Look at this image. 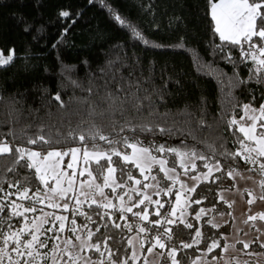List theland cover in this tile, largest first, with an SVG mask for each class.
Here are the masks:
<instances>
[{
    "label": "trees",
    "instance_id": "obj_1",
    "mask_svg": "<svg viewBox=\"0 0 264 264\" xmlns=\"http://www.w3.org/2000/svg\"><path fill=\"white\" fill-rule=\"evenodd\" d=\"M210 10L209 0H0V53L5 57L13 54L9 64L0 65V143L10 149L0 154V247L3 234L26 229L45 211L53 215L46 216L48 223L41 228L40 239L47 247L39 251L49 259H37L36 264L50 263L57 243L54 237L61 233L55 217L61 215L68 217L63 235L73 219L79 228L87 225L93 233L89 241L99 244L100 252L92 249V257L116 262L127 258L129 235L142 223L134 214L123 215L117 201L119 195L124 203L128 196L135 201L140 197L130 190L134 180L141 181L139 189L144 187L138 168L113 156L116 180L125 185L115 191V207L103 212L97 205L78 207L68 203L69 210L65 211L48 207L46 199L44 203L33 202L36 193L45 196V186L35 168L27 167V157L21 160L16 152L24 148L43 155L50 150L78 147L108 153L114 148L126 153V138L129 143L150 148L152 156L165 158L178 171H183L180 157L155 149L163 146L189 155L195 153L196 167L189 168V174L205 170L206 162H219L221 171L213 172L196 185L195 192L184 195L190 198L187 223L168 224L163 220L176 190L171 180L158 173L164 187L172 188L173 194L162 191L157 196L165 205L159 209V216L152 212L158 206L149 205L143 235L148 241L155 234L166 236L164 249L177 248L178 264H191L214 241L219 246L208 253L220 251L221 229L210 223V216H203L198 224L195 214L201 209L210 210L212 215L227 211L219 195L221 189L231 187L227 175L230 168L253 173L252 166L240 157L232 158L231 154L241 151L239 141L250 146L251 142L244 140L238 124L231 125L230 121L242 115L246 104L264 105V68L253 59V55L259 59V51L250 49L249 42L234 45L220 39ZM64 11L68 17L61 16ZM116 16L125 24L121 25ZM253 42L264 47L259 37H253ZM101 135L115 143L101 140ZM30 140L37 142L32 144ZM200 156L207 159L201 160ZM107 166L106 159L91 164L100 181ZM129 173L134 180L128 179ZM25 189L29 199H19ZM15 204L22 207L14 209ZM24 208L35 211L12 214ZM74 208L85 215L73 214ZM87 216H91V222ZM158 220L162 221L160 225L155 223ZM49 228L54 231H45ZM165 228L171 231L165 232ZM31 230L29 227L21 235L22 241L31 239ZM197 230L201 232L199 237ZM184 244L192 246L184 248ZM14 247L9 242L6 251ZM238 247L243 245L239 243ZM11 255L23 264V257L15 252ZM4 261H8L7 256ZM158 264H172V260L163 257Z\"/></svg>",
    "mask_w": 264,
    "mask_h": 264
},
{
    "label": "snow or ice",
    "instance_id": "obj_2",
    "mask_svg": "<svg viewBox=\"0 0 264 264\" xmlns=\"http://www.w3.org/2000/svg\"><path fill=\"white\" fill-rule=\"evenodd\" d=\"M211 5V19L214 22V31L219 34V37L222 41H229L234 45H242V42H249V47L251 48H257L260 52L261 56H264V47H258L256 43L253 42V37H259V40L261 42H264V24L258 23L259 21H264V0H218V2H212V0H209ZM61 16L68 17L69 13L64 11L61 12ZM116 20L121 24L124 25L125 21L121 19V17L116 16ZM133 32L135 36L139 39H142L139 32H136L135 29H133ZM147 43V41H145ZM244 55H247L245 53ZM253 59L257 61V64L264 68V59H257L255 55H253ZM13 60V54H9L7 57L3 55V53H0V65H7ZM59 99V97H57ZM257 112V109H253L250 107V105H244V113L245 117L248 120H251L252 123L250 125H242L239 126L238 130L243 133L244 140L250 141L252 145L245 144L244 141H239L241 151H237L232 155L233 159H236L237 157H240L246 164L249 165H258L257 169H250L258 171V173L264 177V131H257L258 128H264V124H258V121H264V105H261L258 109L259 115H255L254 113ZM244 117H242L243 119ZM231 125H237L238 121L236 119H233L230 121ZM163 131V129H161ZM40 140H44L43 137H39ZM81 141L84 140L83 135L80 137ZM101 140H105L109 143H115L113 141H108V138L101 135ZM36 140H30L29 143L35 144ZM47 143L48 141H44ZM124 145L126 148L131 149V154L124 153L122 154L120 151L116 149H112L111 153L104 152V151H83V162L86 165L82 170L77 173L75 168L73 167L74 163L77 161L78 153L81 152V149L79 148H72L69 150V152H57V151H51L48 152L46 155H41L39 152L30 151L24 148H17L16 152L19 153L20 159H24L25 156H27V159L30 161V163L27 165L29 168H35V172L37 174V178L40 180L41 184L45 186V196L43 198L40 197L39 193H36V199L33 201L34 203H44V200L46 199L48 201L47 206L53 209L62 208L63 210L67 211L69 210V204H59L56 202V198L58 197L60 200H64L67 196V194L70 191H74V185L76 183V180L74 179L77 174L79 176H84L85 173H87V176L89 179L87 181H83L80 184V193L79 195L85 196L86 199L90 198L93 195V189H95V194L104 195L103 189L107 187H111L112 191L115 192L117 188L124 187L125 185L119 184L116 182V179L114 177V173L117 171L115 167L112 166V157L113 156H119L124 162L133 164L136 168L139 169L141 175H144V179L147 180L149 178L148 175L145 173H150L152 165L154 163H157L160 165V171L164 173L165 178L171 179L172 184L175 185L177 183L180 184V190L175 192V204L172 206L171 209V215L175 216L177 211H180L181 217L185 214L186 207L190 206L188 204V199L185 198L182 200V196H184L185 192H195V187H189L188 185L182 183L179 181L178 178H173L169 176V172H172L173 169H169L165 167L166 161L164 160H157L155 156L151 155L150 148L144 147L137 143H129L127 139L124 140ZM156 151L160 153H164L165 151L172 152L178 157H180L181 161L185 157H188V153H181L179 150L175 148H169L165 149L163 146L158 147L155 149ZM10 152V149L7 145H0V153H7ZM71 154L72 162L68 164V168H72L73 171L71 175H69L66 172L59 171L60 168V161L63 160L64 156H67ZM192 157H195V153H191ZM55 158H59V160H56ZM107 160L108 166L106 168V175H103V185L95 183L96 177L93 176L92 171L89 170L87 165L89 164V161L94 160L97 164L100 163L101 160ZM199 159L206 160L207 158L204 156H200ZM182 167H185L187 170V166L183 163L181 164ZM192 169L195 170V164H192ZM204 167L208 169V172L204 174V179L207 180L209 176L214 171H221V166L219 162L216 164H210L205 163ZM227 175L229 178H234L236 175H239V172L235 168H230L228 170ZM193 180H197L198 177H191ZM54 180L55 184L49 187V180ZM129 180H134V177L129 173L128 175ZM152 180H156L155 176L151 177ZM65 180L67 181V187H64ZM134 183L139 185L141 184L140 180H134ZM87 187L90 191L85 193L83 192V189ZM151 185L145 184L144 188H149ZM260 187L262 190H264V180L260 181ZM133 192H136L137 195H142V199H140L138 202H136L133 206H128L124 203V197L120 196L119 199L121 201V212H129L131 213L133 210V207L139 208L140 205L145 204V201H147L149 204H155L157 205V210L154 213L155 215L159 216L160 211L159 209L164 208V204L161 203L159 200H152V197L146 193H141L137 189L133 188ZM51 193L49 195L48 193ZM159 195V193H156ZM165 195L173 194L172 188H168L164 191ZM127 195V193H125ZM19 199H29L28 197V189H25L24 191L20 192L18 195ZM76 204L80 205L84 203V201H81L79 199V196H76ZM107 199V197H105ZM128 199L131 200L132 197L128 196ZM261 199H264V195H262ZM195 203L199 204L201 203L200 200L194 201ZM249 204L253 203L252 200L248 201ZM91 204H96L97 207H102L105 209L113 208L115 207L112 202L109 200L108 203L100 204L96 200L92 199ZM91 206V205H90ZM22 205L15 204L13 205L14 209L21 208ZM0 211H3V206H0ZM35 211L34 208H24L23 212L19 211H13V215L21 216L24 214V212H33ZM73 214H76L79 212L80 215H85L82 211L79 210V208L72 209ZM204 213V209L200 210V213L197 214L196 219L200 218V215ZM45 216H52L53 213H45ZM107 215V213H105ZM134 215L139 216V218L143 221H147L149 217V212L147 207L142 210V212L135 213ZM90 222L92 220L91 216L86 217ZM111 218V217H109ZM261 220H264V215H261L259 217ZM40 220V223H36L35 221L31 225V231L28 232L29 235H31V239L28 241H22L21 235L25 232V229H20L19 231L12 232L9 231V233L3 234L4 240H3V247H0V264H4V257L7 256L8 258V264H21L20 260H13L11 252H15L17 256L23 257V264H36V260H48L49 257L47 254H42L39 249L47 247L46 241H43L40 239V233L41 228L44 223H48L47 220H42L41 218H37ZM123 219V216L121 217ZM251 220L257 219L256 216L249 217ZM56 221H59V231L63 232L65 230V221L68 220V217L66 216H56ZM181 223H185L183 219L180 220ZM156 225H160L162 221H156ZM166 223L172 224L174 223L173 220H167ZM211 223V222H210ZM72 225H76V221L73 219L71 221ZM116 228H119V224L113 225ZM186 227L191 228V224H185ZM215 226V225H213ZM84 228H87V225L83 226ZM131 227L130 225L128 226ZM45 231H54L53 228L46 229ZM72 231L73 235H75L76 240L81 241L79 245V250L83 251L85 248H88L90 250L94 249L97 252H100V245L99 244H87L85 241L81 239L79 235H76L78 228L74 227L70 229ZM99 231V229H97ZM147 229L144 227H139L138 232L143 233L146 232ZM165 232H170L171 230L168 228H165ZM93 233L91 231L88 232V238L91 239ZM196 236H201V232L199 230L196 231ZM56 240H59L60 237L57 235L54 237ZM171 239V236L168 237ZM9 242H12L15 244V247L11 249V251H6L9 247ZM129 245L132 244V240L128 241ZM37 245L39 248H37ZM159 246L161 249L165 248V244L161 242L160 237H155V244L152 247H149L147 251L151 253L153 251V248ZM191 244H184V248L191 247ZM217 242H213L212 245L209 247V251H212L214 248L218 247ZM261 247H264V243L260 245ZM249 247L248 243H244V248L247 249ZM77 245L70 239H66L63 242V247L61 248L60 244H55L52 249V256H51V262L52 264H80V255L79 252L76 251ZM101 256H103V253H100ZM111 255V253H110ZM168 255L172 257V264H178V261L175 259L176 251L175 249L170 250ZM63 257H67V260H64ZM131 259L135 261L136 255L135 252H133ZM86 264H103V261L99 262H92L90 261V258L86 260ZM124 264H127V261H124Z\"/></svg>",
    "mask_w": 264,
    "mask_h": 264
},
{
    "label": "rangeland",
    "instance_id": "obj_3",
    "mask_svg": "<svg viewBox=\"0 0 264 264\" xmlns=\"http://www.w3.org/2000/svg\"><path fill=\"white\" fill-rule=\"evenodd\" d=\"M218 2V1H217ZM211 12V10H210ZM258 58L262 59L260 52H258ZM249 105V104H247ZM251 108L256 109L254 106L250 105ZM260 108V107H259ZM255 115H258L259 113L256 112L254 113ZM242 117H244L242 119ZM238 121V127L242 125H250L252 123L251 120H248L245 117V113L243 110L242 115L236 119ZM259 124V123H258ZM0 145H7L4 143H0ZM8 146V145H7ZM254 146V145H251ZM73 148H78V147H73ZM72 149V148H71ZM80 149V148H79ZM70 149L66 151H60V150H50L51 151H57V152H69ZM85 150V149H84ZM81 149V152L78 153V158L77 161L74 163L73 167L79 173L80 170H82L86 165L83 162V151ZM90 151V150H88ZM36 152V151H34ZM48 152H46L43 155H46ZM92 152V151H90ZM127 154H131V149L129 152H126ZM2 154V153H0ZM124 154V153H122ZM42 155V156H43ZM27 157V156H26ZM56 160H59V158H55ZM157 160H164L166 161L165 167L169 169H173L172 172H169V176L173 178H178L179 181L182 183L188 185L189 187H196L198 183L201 181L205 180L204 179V174L208 172V169L206 168L203 171H200L195 174H189L188 169L192 168V164L195 163V158L189 155L188 157H185L183 161L179 158V163L184 164L187 166V170L185 167H183V171H178L177 169L171 167L168 165L167 160L163 157H156ZM95 162L94 160L89 161V164L87 167L89 168L90 171L91 169V164ZM73 163L72 162V157L71 154L64 156L63 160L60 161V168L59 171L66 172L69 175H71L73 169L68 168V164ZM216 164V163H214ZM213 164V165H214ZM251 169H257L258 165H251ZM154 168H157L159 172L165 177L164 173L160 171V165L157 163H154L151 168L150 173H145L146 175L149 176L147 180H145V184L151 185L149 188H143L140 192L146 193L152 197V194H154L156 191H165L166 187L165 184L160 180V177L158 174L153 172L152 170ZM252 172H243V171H238L239 175H236L234 178H230L229 182L231 184V187L223 188L220 190V198L224 202L227 211L226 212H221L218 214L212 215L211 211L208 209H204V213L200 215L199 219L197 220V223L199 224V221L203 216H210V221L213 225H215L216 228L221 229L222 233V244L220 251L217 252V254H211L208 253V250H206L204 253H201L198 255L191 264H264V247H261L260 245L264 243V220H261L259 217L261 215H264V199H261L262 195H264V190L260 187V181L264 180V177H262L258 171L252 170ZM215 172V171H214ZM93 173V171H92ZM106 171L105 174L106 175ZM93 176L95 174L93 173ZM155 176L156 180H152L151 177ZM191 177H198L197 180H193ZM210 177V176H209ZM76 180V183L74 185V191H70L64 201L66 203H69L74 206H83V205H96V204H91V200L94 199L100 204L108 203L110 200L112 204L115 201L116 193L113 192L111 194H108V191H112L111 187H107L103 189L104 195H99L95 194V189H93V195L86 199L85 196L79 195L81 189H80V184L83 181H87L89 177L87 176V173H85L84 176H77L74 178ZM171 180V179H169ZM172 181V180H171ZM103 180L100 181L97 177L95 180V183L103 185ZM117 182V180H116ZM49 183H51V186L55 184L54 180H49ZM119 183V182H117ZM120 184V183H119ZM64 187H67V181L65 180V183L63 185ZM176 191L180 190V184L177 183L173 186ZM167 190V189H166ZM90 190L85 187L83 189V192L87 193ZM189 192H185L187 194ZM51 195V193H50ZM76 196H79V199L81 201H84V203L77 205L76 204ZM107 197V199H105ZM118 197V196H117ZM132 197V196H131ZM142 195H140L139 199L137 202L142 199ZM186 197L182 196V200H184ZM60 200L58 197L56 198ZM133 197L131 200L128 199V201H132ZM252 200L253 203L249 204L248 201ZM117 205L120 209L121 207V201L118 199ZM127 204V203H126ZM145 204H147V209L149 208V203L145 201ZM174 201L172 205H174ZM128 206H133L134 204H127ZM155 205V204H154ZM224 208V209H226ZM110 209V208H109ZM172 209V207H171ZM171 209L164 215L163 220L166 222L167 220H173L174 222H180L181 219L185 221V223L188 222L187 216H188V207L185 209V214L181 217L180 211L178 210L175 216L171 215ZM143 209L133 207V210L131 213L129 212H123V215L126 214H135L138 212H142ZM156 207L152 209V212H156ZM149 212V210H148ZM45 211H43L41 214H38L37 217L35 218L36 223H40V220L37 218H41L42 220H45L46 216L44 215ZM150 213V212H149ZM195 214V218L197 214ZM256 216L257 219L251 220L249 217ZM139 221L142 223V226H145V222L139 218V216H136ZM33 221V222H34ZM71 221L68 222L70 228L68 227V231H66L65 235H63V232L60 233L59 237L60 239L57 240L56 244H60L61 248L63 247V242L66 239L72 240L76 245V251L79 252V255L81 257L80 259V264H86V260L90 258V261L92 262H99L103 261V264H124V261H127V264H158L159 261L163 257L170 258L172 260V257L168 255L170 250L175 249L177 251V248L175 247H170L169 249H161L159 246H156L153 248V251L149 253L147 249L149 247H152L155 244V237L159 236L160 240L162 243L165 244L164 236L162 233L161 234H155L152 236L150 241L147 240V238L143 235V233H139L138 231L132 232L129 235L128 241L132 240V244L130 246V254L127 258H124L118 262L116 261H106L101 258H94L90 255V249L85 248L83 251L79 250V245L81 241L76 240L75 235H73L72 231L70 229L76 227L78 228V231L76 235H79L83 241H85L87 244H91L88 238V232L90 231L89 229L85 228H79L78 225H72ZM197 224V225H198ZM32 225V224H31ZM31 225H28L26 227L25 231L31 227ZM67 230V229H66ZM40 235V234H39ZM241 243L243 245L242 247H238V244ZM244 243H248L249 247L247 249L244 248ZM129 244V243H128ZM212 245V244H211ZM133 252H135L136 259L133 261L131 259ZM52 256V252L50 254V258ZM14 260V258L12 257ZM64 260H67V257H63ZM4 264H8V261L5 262ZM51 259H50V263Z\"/></svg>",
    "mask_w": 264,
    "mask_h": 264
},
{
    "label": "crops",
    "instance_id": "obj_4",
    "mask_svg": "<svg viewBox=\"0 0 264 264\" xmlns=\"http://www.w3.org/2000/svg\"><path fill=\"white\" fill-rule=\"evenodd\" d=\"M260 107V106H259ZM259 107H255L256 109H257V112H258V109H259ZM259 113V112H258ZM259 115V114H258ZM257 123H259V124H264V122L263 123H261L260 121H258ZM260 129V131H264V128H259ZM252 145V144H251ZM129 150H130V148H129ZM129 152V151H128ZM153 172H155L156 174H158V173H160L159 172V170L157 169V168H154L153 170H152ZM114 177H115V175H114ZM115 179H116V177H115ZM118 182V181H117ZM145 185V184H144ZM133 188H135V189H137L139 192L144 188H142V189H139V187H138V185L137 184H135V183H133V185L130 187V190H132ZM168 189V188H167ZM127 190H129V189H127ZM126 190V191H127ZM109 192H112V191H108V194H109ZM162 191H156L154 194H152V200L153 201H155V200H157V194L156 193H161ZM120 196H122V195H119V197ZM119 197H118V199H119ZM139 199V197L136 199V201H135V199L133 198V200L132 201H128V200H126L125 201V204L127 203V204H135L134 202H137V200ZM154 205V204H153ZM137 208V207H136ZM187 219H188V216H187Z\"/></svg>",
    "mask_w": 264,
    "mask_h": 264
},
{
    "label": "built area",
    "instance_id": "obj_5",
    "mask_svg": "<svg viewBox=\"0 0 264 264\" xmlns=\"http://www.w3.org/2000/svg\"><path fill=\"white\" fill-rule=\"evenodd\" d=\"M262 57V59H264V56H261ZM173 201H174V203L176 202L175 201V198L173 199ZM173 201H172V203H173ZM173 205L171 204V207H172ZM171 209V208H170ZM110 209H105V208H102V211L103 212H107V211H109ZM164 240V239H163Z\"/></svg>",
    "mask_w": 264,
    "mask_h": 264
}]
</instances>
